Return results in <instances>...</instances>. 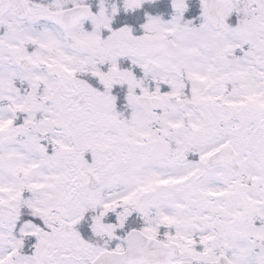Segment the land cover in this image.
I'll return each mask as SVG.
<instances>
[{
  "label": "snow or ice",
  "instance_id": "obj_1",
  "mask_svg": "<svg viewBox=\"0 0 264 264\" xmlns=\"http://www.w3.org/2000/svg\"><path fill=\"white\" fill-rule=\"evenodd\" d=\"M0 264H264V0H0Z\"/></svg>",
  "mask_w": 264,
  "mask_h": 264
}]
</instances>
